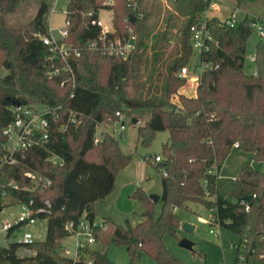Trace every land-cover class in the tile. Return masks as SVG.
Here are the masks:
<instances>
[{"label":"trees","instance_id":"trees-1","mask_svg":"<svg viewBox=\"0 0 264 264\" xmlns=\"http://www.w3.org/2000/svg\"><path fill=\"white\" fill-rule=\"evenodd\" d=\"M23 1L0 0V154L4 152L3 131L13 119L15 101L57 107L60 119L48 147L30 149L19 156V164H5L1 169L0 209L8 206L7 199L10 204L33 201L32 208L45 207L48 200L51 206L50 212L38 215L47 220L46 237L33 244L16 241L1 245L0 264H115L97 249H86L79 260L64 255V240L72 235L69 223L95 221V203L112 194L118 172L131 161L113 133L102 131L96 141L97 127L108 126L117 119L116 112L125 114L127 108L149 112L145 124L139 127L144 145H149L158 132L170 133L163 145L162 160L155 161L162 175L161 211L156 215V203L139 188L134 196L144 210L138 222L126 219L118 224L106 218L93 226L96 243L125 246L129 264H139L144 254L158 264H185L170 253L164 238L177 236L181 225L177 208L200 203L211 211V225L219 224L238 235L249 253L252 249L263 251L264 172L244 166L233 180L230 196L218 195L219 172L235 143L237 149L253 153L255 161L264 162L263 40L256 47V73L249 72L245 64L247 41L254 31L252 19L245 16L234 27L218 17L208 19L213 41L202 61L211 67L201 73L197 93L190 97L180 92L187 80L178 72L188 65L193 52L190 27L208 9L209 0L196 1L182 28L181 51L166 69L160 64V54L155 52L151 60L147 56V14L132 22L128 19L132 15L128 0H116L113 7L106 6L104 0H69L66 40L81 48L82 54L71 61L73 74L61 71L57 75L49 74V51L42 41L50 34L46 19L49 3L43 1L36 16L20 27L7 23L6 15L15 12ZM234 1L240 7L260 0ZM143 2L140 0L141 5ZM102 9L113 11L119 34L129 29L138 34L137 47L130 57H110L86 48L100 33L93 21ZM57 65L62 67L64 63ZM69 111L75 112L82 123L70 124L61 131L58 127L67 124ZM152 158L149 155L146 159L151 163ZM28 171L49 179L51 184L34 188L25 175ZM12 182L17 189L10 186ZM17 228L7 231V237ZM23 248L36 255L22 256L19 252ZM253 260L264 264L257 254Z\"/></svg>","mask_w":264,"mask_h":264},{"label":"rangeland","instance_id":"rangeland-1","mask_svg":"<svg viewBox=\"0 0 264 264\" xmlns=\"http://www.w3.org/2000/svg\"><path fill=\"white\" fill-rule=\"evenodd\" d=\"M43 1L49 3V11L46 15L47 23L54 36H60L58 29L65 25L67 18L66 9L69 0H24L15 12L6 15L7 23L12 27H20L30 22L37 14ZM197 0H144L142 8L147 14L149 38L147 40V56L152 59L155 52L160 54V64L164 69L181 51L182 28L190 16ZM218 9H211L209 16L226 19L235 10L239 19L249 16L252 20L264 18V0L255 3H245L240 7L235 6L234 0H217ZM1 15V12H0ZM113 13L109 10H101L99 20L104 26L111 27ZM260 40L257 31L254 30L247 41L246 49V69L253 72V64L249 56L256 53V47ZM201 63V54L193 50L188 62L190 71H194ZM6 74L7 70L2 69ZM164 82V79L162 83ZM196 87L186 86L185 91L189 95L195 94ZM176 100L178 98H175ZM149 117L148 111L131 110L127 108L123 115L126 124L124 135L119 138L122 150L131 155L130 163L121 169L116 177L115 189L108 198L99 200L94 205L96 221L102 222L106 218H112L116 223L123 224L129 219L133 224L140 219V214L144 210L143 204L134 196V193L142 188L150 195L162 196L163 184L162 175L155 168V155H162L163 145L169 141V131L156 133L153 141L149 145H144L139 138V127L145 124ZM133 118L138 122L134 124ZM110 126L101 124L97 127L98 133L103 129L110 130ZM152 155L151 163L146 159ZM251 165L256 170L264 172V162L255 161L253 153L234 148L226 159L218 178V195L229 197L233 185V180L237 177L242 167ZM0 209V246L8 242H16L24 236L26 232H31L35 239L46 237L47 221L38 219L34 226H20L9 237L7 231L3 230V223L12 221L23 212L19 204H10ZM161 201L156 203L155 213L161 211ZM189 208H177L176 213L181 218V225L177 230V236L167 235L164 242L170 253L185 264H235V254L230 249V243L239 241L238 235L221 226L209 224L211 211L200 203H189ZM188 222L195 226L192 232L185 231L183 224ZM213 230L214 233L210 231ZM182 239L193 242L192 250L180 246ZM69 250L64 255L73 257L76 253V237L71 235L65 240ZM65 245V244H64ZM66 247V245H65ZM96 246H92L95 248ZM97 249L105 252L110 260L115 264H129L130 258L125 246L115 244H100ZM22 254L23 252H19ZM139 264H158L148 254H144Z\"/></svg>","mask_w":264,"mask_h":264},{"label":"built area","instance_id":"built-area-1","mask_svg":"<svg viewBox=\"0 0 264 264\" xmlns=\"http://www.w3.org/2000/svg\"><path fill=\"white\" fill-rule=\"evenodd\" d=\"M129 5L132 9V15L136 17V20H142L145 17V12L143 11L140 0H128ZM116 0H104V4L108 7H113ZM217 0H209V7L205 13L198 18V20L190 27V44L193 50L198 51L201 54V63L194 71H190L188 66L182 67L178 76L180 78L186 79L188 82H199V77L201 73L211 67L210 64L202 61V55L209 50V45L213 41V37L207 27L209 16V11L211 9H218ZM103 10V9H102ZM109 10L113 13L110 9ZM101 11V10H100ZM100 14V12H99ZM128 19H130L128 17ZM226 25L234 27L238 24L239 18L235 14V10L230 13V16L223 20ZM94 24L99 25L100 33L98 37L87 43L86 48L90 51L100 52L103 55H107L115 58L126 59L131 56L135 51L138 44V34L134 29H129L126 34H119L113 24L104 26L100 20L99 16L97 20L93 21ZM70 25V19L66 18L65 25L58 29L60 36H54L49 28L50 34L44 35L42 37L43 43L48 47L49 55L48 61L51 62L52 70L50 75H57L61 71H66L69 73H74L71 61L80 57L82 54L81 48L73 45L66 40L69 32L68 27ZM254 30L257 31L260 38H264V18H258L252 20L251 23ZM249 59L255 64L256 56L251 55ZM62 62L64 65L62 67L58 66L57 63ZM256 73V71L254 72ZM64 84V83H63ZM13 119L4 128L3 134L5 136V142L3 144L4 152L0 154V172L5 164L17 165L20 163L19 156H24L30 149L33 148H45L51 142V137L53 131L57 128L58 120L60 119V113L57 107H51L46 104H21L14 105L12 107ZM124 113L118 111L116 112V120H111L108 126L110 130L103 129V131H109L115 136L124 133L126 130V124L123 120ZM67 124L58 127L59 130L63 131L70 124L79 126L82 123V119L78 115L69 111ZM102 132V131H101ZM100 132V133H101ZM100 133H98V138L100 139ZM234 148H238V143L234 144ZM52 159H56L53 157ZM162 160L161 156H156L155 161L159 162ZM26 177L29 178L31 183L35 187H46L51 184V181L41 175H38L32 171L25 173ZM10 186L17 189L18 186L15 183H10ZM256 197V195H254ZM245 203V202H244ZM23 208V212L15 217L12 221H6L3 223V230L9 231L14 227L20 226H34L38 221V215L40 213L50 212L49 207L51 206L50 201H46L45 207L42 208H32L33 201L29 204H19ZM247 210H249V205H246ZM209 219V224H211ZM98 223L96 221L90 222L88 220H81L78 225L74 223H69L67 228L72 231V235L76 237V253L72 257L76 260L81 259L85 255L86 249H95L92 246L96 245V240L93 235V226ZM214 226H220L219 224ZM214 233L213 230L210 231ZM34 235L31 232H26L22 238L18 241L23 244H33L35 241ZM230 249L235 254V264H255L253 260L254 255H258L259 259L264 261V250L257 252L256 249H252V253H249L246 242L239 241L237 243L231 242ZM24 255H36V252L30 249L23 248ZM69 250V249H68ZM66 248V251H68ZM91 263V262H89Z\"/></svg>","mask_w":264,"mask_h":264},{"label":"water","instance_id":"water-1","mask_svg":"<svg viewBox=\"0 0 264 264\" xmlns=\"http://www.w3.org/2000/svg\"><path fill=\"white\" fill-rule=\"evenodd\" d=\"M130 19H131L132 22H135V21H136V17H135L134 15H131V16H130ZM14 105H20V102H19V101H15V102H14ZM132 122H133L134 124H136V123L138 122V119H137V118H133V121H132ZM150 198H151L155 203H158L161 197L158 196V195H150ZM183 227H184L185 231H188V232H192V231L194 230V228H195L194 225H192V224H190V223H188V222H185V223L183 224ZM180 246L192 250L193 242H191V241L188 240V239H182V240L180 241Z\"/></svg>","mask_w":264,"mask_h":264},{"label":"crops","instance_id":"crops-1","mask_svg":"<svg viewBox=\"0 0 264 264\" xmlns=\"http://www.w3.org/2000/svg\"><path fill=\"white\" fill-rule=\"evenodd\" d=\"M236 6V5H235ZM253 55H255V54H253ZM254 64V63H253ZM256 71V68L254 69V71L253 72H255ZM197 85H198V82H188L181 90H180V92L181 93H183V94H185V95H187V96H190V97H192V96H195L196 95V93H197ZM186 86H194V87H196V92H195V94H193V95H189V94H187L186 93V91H185V87ZM161 197V196H160ZM108 198V197H107ZM159 201H161V198H160V200ZM47 221V220H46ZM95 221H96V218H95ZM96 222H98V221H96ZM101 222V221H100ZM42 240V239H41ZM66 240V239H65ZM65 240H64V244L66 245V248H67V250L69 249L68 248V246H67V244H66V242H65ZM98 245H100V244H96V245H94V246H96L95 247V249H97V246ZM98 250V249H97ZM21 252H23L24 253V250L23 249H21ZM23 253L21 254V255H23Z\"/></svg>","mask_w":264,"mask_h":264}]
</instances>
